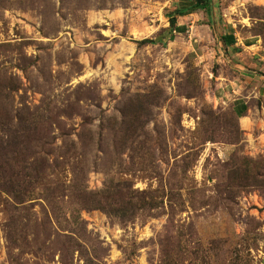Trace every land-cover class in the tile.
I'll return each mask as SVG.
<instances>
[{
    "label": "rangeland",
    "instance_id": "374dc122",
    "mask_svg": "<svg viewBox=\"0 0 264 264\" xmlns=\"http://www.w3.org/2000/svg\"><path fill=\"white\" fill-rule=\"evenodd\" d=\"M184 1L0 0V264H264V0Z\"/></svg>",
    "mask_w": 264,
    "mask_h": 264
},
{
    "label": "crops",
    "instance_id": "0c3cea01",
    "mask_svg": "<svg viewBox=\"0 0 264 264\" xmlns=\"http://www.w3.org/2000/svg\"><path fill=\"white\" fill-rule=\"evenodd\" d=\"M241 1L252 4V3H257L258 0H241ZM187 2L188 1H184L183 5L187 4ZM188 4H189V2H188ZM211 7H212V4H211ZM213 7H214V5H213ZM231 8H233V7H231V5H230L229 10H231ZM201 11H202V9H199L196 12L184 14V15L179 16V17H184L188 23H191L192 20L194 19V17L199 20L200 15L197 12H201ZM224 15H225V13H224ZM231 15L227 16L226 19L223 18V21L228 23L229 18L233 19V12L232 11H231ZM211 18H213V17H211ZM237 18H234L236 20H234L235 24L233 23V26L225 25V23L223 22L224 23L223 26H225V29L220 34L221 36L218 39L219 44H220V42L222 44H225L226 47L230 50V52H233V53H236L237 55H239L238 57L240 58V63H242V64L248 63L247 57L251 56V59H252L251 61H254L255 63H257V65H252V66L254 69L258 70L259 66L264 67L263 65H261V62L264 59V56H263L264 49L261 46V39L258 38V36L253 35V34L249 35V34H243V32H239L237 29V25L238 24L241 25L242 23H244L245 19L242 20V18H238V19ZM209 24H211L212 26H216L215 25L216 22L214 19L209 20ZM260 67H259V69H261Z\"/></svg>",
    "mask_w": 264,
    "mask_h": 264
},
{
    "label": "trees",
    "instance_id": "16d2710c",
    "mask_svg": "<svg viewBox=\"0 0 264 264\" xmlns=\"http://www.w3.org/2000/svg\"><path fill=\"white\" fill-rule=\"evenodd\" d=\"M188 2L183 6L184 7L183 9L177 12V16H182L184 14L196 12L197 10L202 9V7H204L205 5L202 0H191L189 4ZM171 24L174 26L176 24V20L175 19L171 20ZM27 130L29 131L30 129ZM8 151H9L8 148L7 149L3 148L2 152H0V159L5 161V163H7L8 166V168L3 166L1 173L4 176H11L12 178L19 177L21 175V172L15 171L16 165L11 164V160H10L11 158L10 155L8 154ZM44 169L45 168H42V170H37L35 172V176L37 177L40 173H43Z\"/></svg>",
    "mask_w": 264,
    "mask_h": 264
}]
</instances>
